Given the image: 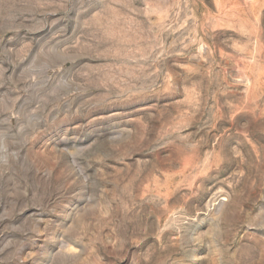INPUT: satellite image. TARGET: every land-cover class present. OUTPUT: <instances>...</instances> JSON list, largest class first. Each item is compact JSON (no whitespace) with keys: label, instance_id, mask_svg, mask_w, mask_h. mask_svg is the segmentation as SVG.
Segmentation results:
<instances>
[{"label":"rangeland","instance_id":"obj_1","mask_svg":"<svg viewBox=\"0 0 264 264\" xmlns=\"http://www.w3.org/2000/svg\"><path fill=\"white\" fill-rule=\"evenodd\" d=\"M0 264H264V0H0Z\"/></svg>","mask_w":264,"mask_h":264}]
</instances>
